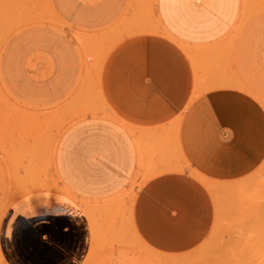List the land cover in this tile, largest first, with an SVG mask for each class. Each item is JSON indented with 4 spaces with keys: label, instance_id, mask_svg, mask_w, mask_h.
<instances>
[{
    "label": "crops",
    "instance_id": "0c3cea01",
    "mask_svg": "<svg viewBox=\"0 0 264 264\" xmlns=\"http://www.w3.org/2000/svg\"><path fill=\"white\" fill-rule=\"evenodd\" d=\"M239 12L240 0H155L166 36H133L110 53L102 90L116 119L89 115L61 132L53 153L61 190H33L6 206L3 264H83L93 237L89 210L142 175L130 204L136 235L167 253L203 239L213 208L200 177L228 181L260 163L264 111L240 90L196 92L197 69L177 42L214 45Z\"/></svg>",
    "mask_w": 264,
    "mask_h": 264
},
{
    "label": "rangeland",
    "instance_id": "374dc122",
    "mask_svg": "<svg viewBox=\"0 0 264 264\" xmlns=\"http://www.w3.org/2000/svg\"><path fill=\"white\" fill-rule=\"evenodd\" d=\"M143 34L166 36L155 0H0V217L24 193L61 190L53 169L59 135L89 115L116 119L103 94V67L120 42ZM177 45L197 69L196 92L240 90L264 111V0H240L235 24L218 43ZM144 178L89 210L93 237L83 264L215 263L247 224L255 197L264 198V157L236 179L200 177L213 220L203 239L182 252L153 249L136 235L130 204Z\"/></svg>",
    "mask_w": 264,
    "mask_h": 264
},
{
    "label": "bare ground",
    "instance_id": "6f19581e",
    "mask_svg": "<svg viewBox=\"0 0 264 264\" xmlns=\"http://www.w3.org/2000/svg\"><path fill=\"white\" fill-rule=\"evenodd\" d=\"M261 199L255 197L239 237L213 264H264V198ZM245 228L248 233L243 232Z\"/></svg>",
    "mask_w": 264,
    "mask_h": 264
}]
</instances>
